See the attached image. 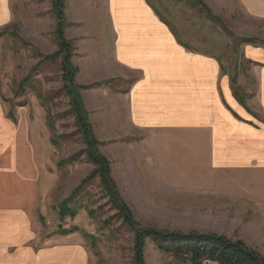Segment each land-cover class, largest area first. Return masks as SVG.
<instances>
[{"label":"crops","instance_id":"crops-1","mask_svg":"<svg viewBox=\"0 0 264 264\" xmlns=\"http://www.w3.org/2000/svg\"><path fill=\"white\" fill-rule=\"evenodd\" d=\"M202 1L221 19L234 10L264 24V0ZM17 2L0 0V28L13 24ZM103 2L110 29L103 44L91 41L92 51L105 47L91 69L103 78H84L79 68L76 81L118 80L115 90L87 91L84 102L98 125L108 116L104 100H112L115 133L91 121L124 198L131 197L125 189L169 198L209 218L213 233L264 255V47L244 45L239 76L216 31L175 29L150 0ZM6 109L0 95V264H94L79 233L40 227L57 174L45 111L26 104L11 117Z\"/></svg>","mask_w":264,"mask_h":264},{"label":"rangeland","instance_id":"rangeland-1","mask_svg":"<svg viewBox=\"0 0 264 264\" xmlns=\"http://www.w3.org/2000/svg\"><path fill=\"white\" fill-rule=\"evenodd\" d=\"M17 1L13 24L0 28V95L6 104V110H11L9 113L11 117L18 106L26 104L36 106L46 113L47 128L52 134L55 147L51 157L57 174L54 173L52 188L46 194L47 204L44 206V216L39 217L40 227L43 228L45 234L59 233L60 229H69L71 233H79L93 252L94 264H134V234L122 224L121 220L116 218V210L108 202L100 179L93 177L77 190L82 180L94 170L95 165L83 154L74 163L59 167L60 161L79 151H84L86 144L77 130L76 119L70 110V97L65 91L61 65L62 58L61 56L54 59L47 58L59 49L56 37L57 18L52 0ZM103 1L66 0L65 2V15L68 23L65 28V38L73 45L71 60L78 69L74 83L79 87H89L80 88L83 101L87 91L90 94L93 89H104L106 86L115 90L118 82L117 78L108 80V84L98 81L81 85L76 81L77 74L80 72L79 68H82L81 73L84 78L91 76L103 78V75H92L91 71L103 61L102 54L106 52L105 47L103 51V47L99 44L96 45L98 51H92L91 41L103 44L102 34L110 29L109 10ZM150 1L159 14L175 29L195 31L199 27L206 33L209 30L219 33L220 46L226 51L224 61L230 63L232 73L236 71L239 76H243L246 71L243 66L245 59L242 55L244 45L253 43L260 49L264 47V24L240 17L239 12L226 10L222 13L225 29L210 21L206 16L207 12L202 11L201 4L193 3V0ZM203 3L212 12L211 5L204 1ZM75 36L78 37L76 43L72 40ZM244 38H253L255 41L246 42L242 40ZM88 43L89 47L86 50ZM85 50L88 52L87 55H84L85 52L82 53ZM101 83L102 85H99ZM111 102V99L104 100L107 110L105 109L103 113L108 116L101 118L98 125L94 123L98 122L94 113L90 114L85 105L89 121L91 124L93 121L97 131H101L100 128L103 126L115 133L113 130L116 129L117 123L111 110L113 105ZM94 125L92 124L96 135ZM99 149L101 151L100 145ZM124 192L125 195L131 196L127 197V200L124 199L128 201L136 219L143 226L183 232L197 230L199 227L198 231L213 232L211 223H208L210 219L200 217L196 212H190L189 210H193L191 207L177 208L178 203H172L169 198L161 195L153 193L151 195V192L143 196H136L137 191L125 189ZM68 198H71L70 207L77 212V224H74V218L70 216L61 220L58 214L59 205ZM74 227H78V231H75ZM84 232L90 234L88 238ZM145 256L147 264H177L171 256L159 252L151 240H148Z\"/></svg>","mask_w":264,"mask_h":264},{"label":"trees","instance_id":"trees-1","mask_svg":"<svg viewBox=\"0 0 264 264\" xmlns=\"http://www.w3.org/2000/svg\"><path fill=\"white\" fill-rule=\"evenodd\" d=\"M65 2L66 0H52L53 10L57 18L56 37L59 49L47 56V58L54 59L58 56L62 58L61 65L65 80V91L70 97V110L76 119L77 130L80 136L83 137L86 148L84 151H79L60 161L59 167L74 163L83 154L95 165L94 170L82 180L77 190L93 177L100 179L108 202L116 210V218L121 220L122 224L127 226L134 234V264H147L145 252L148 240L154 243L159 252L171 256L177 264H205L209 261L217 264H264V255L242 239H234L224 234L213 232H200L197 230L188 232L171 231L154 226H143L136 219L132 208L124 199L117 182L112 176L110 160L99 149L100 142L96 138L93 126L89 121V115L80 92V88L89 87H79L74 83L78 69L71 60L73 45L71 41L65 38V28L68 24L65 15ZM192 2L200 3L202 11L207 12L206 16L210 21L224 27L223 20L214 15L202 0H193ZM242 40L246 42L255 41L253 38H244ZM108 82H105V84H108ZM99 85H102V83ZM54 143H56L55 139ZM71 198L64 200L59 205L58 214L61 220H65L67 216L75 218L77 215L76 210L69 205ZM89 213L91 214V211ZM73 229L78 231L79 228L74 227ZM60 231L67 233L69 229H60ZM84 235L88 238L90 234L84 232ZM93 240H96V238H93Z\"/></svg>","mask_w":264,"mask_h":264}]
</instances>
